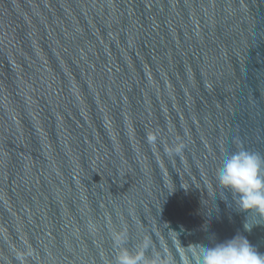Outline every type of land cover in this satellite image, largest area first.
<instances>
[{
	"label": "water",
	"instance_id": "95a60500",
	"mask_svg": "<svg viewBox=\"0 0 264 264\" xmlns=\"http://www.w3.org/2000/svg\"><path fill=\"white\" fill-rule=\"evenodd\" d=\"M241 149L264 158V0H0V264L264 253L216 179Z\"/></svg>",
	"mask_w": 264,
	"mask_h": 264
},
{
	"label": "clouds",
	"instance_id": "9594fccd",
	"mask_svg": "<svg viewBox=\"0 0 264 264\" xmlns=\"http://www.w3.org/2000/svg\"><path fill=\"white\" fill-rule=\"evenodd\" d=\"M216 179L219 186L238 198L239 212H255L264 219V158L243 149L234 152L225 157ZM252 227L246 218L244 230L250 232ZM147 246L145 242L144 248ZM188 251L194 264H264V253L239 234L214 246L194 245ZM116 264H147L143 248L135 254L121 252Z\"/></svg>",
	"mask_w": 264,
	"mask_h": 264
}]
</instances>
